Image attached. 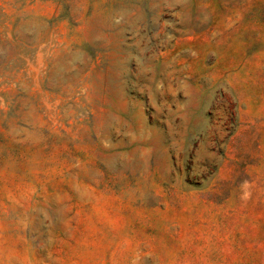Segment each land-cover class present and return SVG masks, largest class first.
I'll return each mask as SVG.
<instances>
[{
	"label": "rangeland",
	"instance_id": "rangeland-1",
	"mask_svg": "<svg viewBox=\"0 0 264 264\" xmlns=\"http://www.w3.org/2000/svg\"><path fill=\"white\" fill-rule=\"evenodd\" d=\"M0 264H264V0H0Z\"/></svg>",
	"mask_w": 264,
	"mask_h": 264
}]
</instances>
